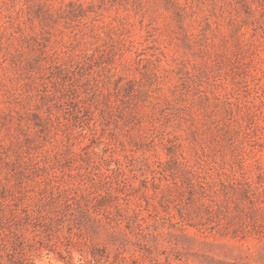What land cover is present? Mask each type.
I'll return each mask as SVG.
<instances>
[{"label":"rangeland","instance_id":"rangeland-1","mask_svg":"<svg viewBox=\"0 0 264 264\" xmlns=\"http://www.w3.org/2000/svg\"><path fill=\"white\" fill-rule=\"evenodd\" d=\"M0 264H264V0H0Z\"/></svg>","mask_w":264,"mask_h":264}]
</instances>
